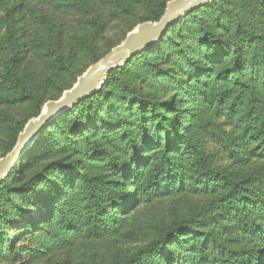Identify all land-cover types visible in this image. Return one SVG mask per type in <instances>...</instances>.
<instances>
[{"label":"trees","instance_id":"obj_1","mask_svg":"<svg viewBox=\"0 0 264 264\" xmlns=\"http://www.w3.org/2000/svg\"><path fill=\"white\" fill-rule=\"evenodd\" d=\"M136 1L149 10L145 23L158 21L169 0ZM227 1L213 0L187 12L159 42L179 22L199 10L218 12ZM8 22L10 56L2 63V84L14 103L34 97L19 77L23 52ZM216 22L228 30L218 15ZM204 31L202 57L185 61L189 69L179 72L168 105L154 93L169 90L170 83L156 82L152 93L141 96L136 85L120 81L141 57L158 50V42L110 69L98 91L48 123L0 180V259L23 254L35 259L68 240L110 237L137 204L185 195L202 203L113 264H264V56L257 57L252 37L233 31L224 41L216 28ZM53 64L61 68V58ZM185 76L188 80L182 81ZM113 83L120 93L112 91ZM213 117L231 127L212 123ZM22 129L10 127L8 151ZM200 131L218 152L206 148L197 137ZM220 155L226 164L218 163ZM35 205L45 213L35 225L31 219L20 229L29 230L38 246L14 250L5 230L14 218L20 222L23 208ZM177 237L186 240L183 246ZM184 250L180 260L176 256Z\"/></svg>","mask_w":264,"mask_h":264},{"label":"rangeland","instance_id":"obj_2","mask_svg":"<svg viewBox=\"0 0 264 264\" xmlns=\"http://www.w3.org/2000/svg\"><path fill=\"white\" fill-rule=\"evenodd\" d=\"M148 13V8L136 0H0V158L9 152L11 126L24 128L29 120L44 110L48 101L59 99L90 66L142 24ZM217 15L225 22L227 31L219 28ZM8 21L12 23L23 52L19 77L34 97L14 103L9 102L8 97L12 92L2 84V63L10 56L5 42ZM175 27L159 42L158 50L141 57L128 73L120 77L123 84L136 85L137 93L145 96L152 93L151 86L156 82L170 83L169 90L154 93L157 101L168 105L174 83L181 78L179 72L189 69L185 61L202 57V34L204 29L211 31L212 27L219 31L224 41H229V33L233 31L239 32L242 38L252 37L257 57L264 56V0H228L219 6L218 12L199 10ZM88 39L89 43L81 42ZM57 58H61V68L53 64ZM182 79L188 80L186 76ZM117 86L118 83H113L114 93H120ZM211 122L225 129L231 127L223 118L213 117ZM197 137L204 141L207 149L218 152L217 144L204 132L200 131ZM220 158L218 163H227L222 156ZM131 191L129 189L125 196ZM197 203H202L198 197L185 195L139 203L121 220L110 237L68 240L43 250L46 252L38 258L23 254L16 260L2 258L0 264H113L159 238L160 232L172 223L185 220ZM43 213L39 205H35L23 208L18 224L14 218L5 230L10 235L12 249L21 251L38 246V239L32 238L29 230L21 229L26 228L31 219L35 225ZM51 234H56L55 228ZM175 241L183 246L186 240L177 237ZM164 250H170V245L164 244ZM185 255L186 250L176 257L181 260Z\"/></svg>","mask_w":264,"mask_h":264},{"label":"water","instance_id":"obj_3","mask_svg":"<svg viewBox=\"0 0 264 264\" xmlns=\"http://www.w3.org/2000/svg\"><path fill=\"white\" fill-rule=\"evenodd\" d=\"M211 1L213 0H170L158 21L142 23L130 31L119 45L90 66L59 99L48 101L44 110L26 123L14 147L0 158V179L16 168L23 154L32 147L52 119L98 91L110 69L124 65L137 53L157 44L172 23L187 12Z\"/></svg>","mask_w":264,"mask_h":264}]
</instances>
